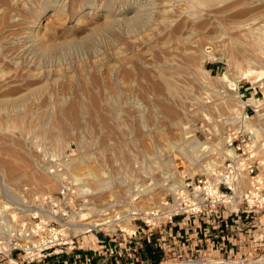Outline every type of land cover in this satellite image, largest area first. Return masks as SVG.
Here are the masks:
<instances>
[{"label":"rangeland","instance_id":"1","mask_svg":"<svg viewBox=\"0 0 264 264\" xmlns=\"http://www.w3.org/2000/svg\"><path fill=\"white\" fill-rule=\"evenodd\" d=\"M238 1L253 0H222L221 4ZM151 2L0 0V75L4 74L0 79L17 73L25 78L26 85L21 86L17 96L31 88H42L40 97L34 100L36 105L42 106L37 112L27 119L0 121V206L4 209L26 216L27 212L39 211L40 201L36 195L48 194L47 208L52 212L51 217L57 214L61 226L66 225L67 232L73 234L76 230L66 222L85 221L78 216L84 204L98 201L99 209L104 210L106 200L117 198L115 195L119 192L124 194L127 187L120 182L125 180L136 196L133 194L128 200L124 195L119 205L105 213L109 211L108 215L115 217L141 210L145 214L161 203L173 184L154 170L155 160L159 156L158 159L168 158V148L174 151L176 143H181L185 135H194L196 130L208 133L207 126H213L216 133H220L227 128L229 122L225 118L236 113L240 102L237 90L230 89L237 88V84L228 87L219 77L228 71L233 79L245 78L243 80L257 84V71L264 70V54L257 61L262 68L255 66L257 63L251 54L255 53L252 51L256 46L251 33L232 21L219 18L215 19L213 28L209 27L211 30H203L204 33L200 32L190 42L165 41L161 39L162 17L150 13ZM261 2L260 10L263 8L264 14V0ZM60 5L63 12L52 14L54 7ZM203 5V0H188L181 9L194 11ZM97 9L101 11L87 20L81 16L85 11ZM174 13L175 8L166 15ZM106 15L115 22L95 32L90 45L77 42L49 52L39 49L37 35L42 34L48 45L63 44L70 39L82 40L105 24ZM262 18L261 24H264ZM14 56H18L19 65L10 62ZM252 59L255 62L251 63ZM249 68L254 70L253 77L242 76L243 69ZM222 92L229 93L224 109L216 106ZM2 94L0 92V101L7 98ZM60 97L65 99L62 106L56 102ZM173 121H177L176 125ZM173 154L180 173L189 172L192 160L177 151ZM167 167L164 170L175 171ZM34 168L38 170L35 175L31 172ZM96 177L113 178L111 186L103 193H96L98 198L94 193ZM14 178L18 179L13 181ZM165 181L169 184L165 185ZM143 183H158L154 199L138 194ZM83 184L92 187L94 194L78 193L79 185ZM64 185L69 188L65 196L61 192ZM95 217L90 216L86 221ZM126 219L127 229L132 231L135 220ZM114 221L123 225L119 218ZM108 226L109 223L96 227L105 229ZM90 233L78 237L82 240ZM260 251L264 252V246Z\"/></svg>","mask_w":264,"mask_h":264},{"label":"built area","instance_id":"2","mask_svg":"<svg viewBox=\"0 0 264 264\" xmlns=\"http://www.w3.org/2000/svg\"><path fill=\"white\" fill-rule=\"evenodd\" d=\"M243 79L237 97L247 102L236 121L220 133L208 126V133L195 132L207 144L222 136L223 147L209 153L194 174L178 169L175 187L159 205L145 214L131 213L132 231L117 221L112 228L70 234L57 214L51 217L48 194H39V211L23 217L0 206V264H93L97 256L104 264L113 259L117 264H152L140 253L146 243L160 250L157 264L264 260V87ZM66 189L64 185L63 195ZM87 232L92 235L79 239Z\"/></svg>","mask_w":264,"mask_h":264},{"label":"bare ground","instance_id":"3","mask_svg":"<svg viewBox=\"0 0 264 264\" xmlns=\"http://www.w3.org/2000/svg\"><path fill=\"white\" fill-rule=\"evenodd\" d=\"M188 1V0H187ZM187 1H183V0H152V6L150 8V13L151 14H158L160 17H162V19L160 20V23L163 24V31H162V37L161 39L165 40V41H170V40H174L175 39V43H185V42H190L192 39H194L197 34H200V32H202L203 30H209L215 21L216 18L222 19V21H232L233 23L237 24V26L243 28V29H248L247 32L251 33L250 36L253 37V44H255V50L252 52L253 55L251 54V56H253V59L256 60V63L258 60H261L263 58V54H264V37L262 34L263 28H264V24L261 22L263 21L264 14H262L260 7L263 5H260L262 2V0H253L251 2L249 1H238L236 3L230 4V5H222L221 1L222 0H203L204 5L202 6V8L200 7L199 10H188L187 8L181 9L182 4L184 5V2ZM261 2V3H260ZM55 3V2H54ZM223 3V2H222ZM264 3V2H263ZM150 4V3H149ZM147 5V4H146ZM151 5V4H150ZM134 7V6H133ZM172 7V8H171ZM175 8V15H166L170 12H173ZM62 9L64 10V8H61V5L59 8L54 7V12H52V14H56L59 13L60 10L61 12ZM101 11V9H97V11L92 12V11H85L81 16L84 18H91L93 16V14H98ZM264 11V10H263ZM46 12V9L42 12V15H44ZM264 13V12H263ZM156 16V15H155ZM143 18V17H142ZM217 20V19H216ZM18 21V20H17ZM218 21V20H217ZM115 20L112 17H108L106 15V21L104 22L105 24L102 25V27L96 29L94 31H92V33L88 34L87 36L83 37L82 40H78V39H70L67 40L65 43L63 44H58V45H48L47 42H45L42 38V34L37 35L38 36V45H39V49H41V52H49V51H53V50H57L63 47H70V45L77 43V42H84L85 44L90 45L91 41H92V36H94L93 34L95 32L98 31H103L105 30V28L109 27L112 23H114ZM137 22V21H136ZM159 22V21H158ZM40 24V23H39ZM132 24V23H131ZM160 24V25H161ZM215 24V23H214ZM50 26V25H49ZM210 27V28H209ZM48 29V28H47ZM49 30V29H48ZM211 30V29H210ZM214 30V29H213ZM212 30V31H213ZM245 30V32H246ZM206 32V31H205ZM215 32V31H214ZM24 33V32H23ZM39 33V32H38ZM204 33V31L202 32ZM209 33V32H208ZM213 33V32H212ZM210 34V33H209ZM205 35V34H204ZM208 35V34H207ZM201 37L203 35H200ZM199 36V37H200ZM206 36V35H205ZM15 37V36H14ZM17 37V36H16ZM20 38V37H19ZM26 38V37H24ZM152 38V37H151ZM209 38V37H208ZM211 38V37H210ZM251 38V37H250ZM17 40V39H16ZM25 40V39H23ZM28 40V39H27ZM252 40V39H251ZM18 41V40H17ZM20 41V40H19ZM26 41V40H25ZM164 41V42H165ZM236 41V40H235ZM10 42V41H9ZM194 42V41H193ZM192 42V43H193ZM13 41H12V45H13ZM20 43V42H19ZM150 41L147 42L148 47L150 45ZM9 44V43H8ZM18 44V43H17ZM4 45V44H3ZM11 45V44H10ZM15 45V43H14ZM181 45V44H180ZM146 46V45H145ZM176 46V44H175ZM26 47V46H25ZM147 47V46H146ZM243 47V46H242ZM19 48V47H18ZM180 48V47H178ZM244 48V47H243ZM12 49V48H11ZM17 49V48H16ZM21 49V48H20ZM15 50V49H14ZM13 50V51H14ZM16 51V50H15ZM24 51V50H23ZM22 51V52H23ZM9 53V52H8ZM21 53V52H20ZM249 53V52H248ZM10 56V55H8ZM251 56H250V60H251ZM12 57V56H11ZM188 58V57H187ZM245 58V57H244ZM243 59V58H242ZM252 62L253 63V60ZM19 58L18 56H14L13 58H11L10 62L12 61L14 64L19 65L20 61H18ZM21 60V59H20ZM26 60V59H25ZM245 60V59H244ZM180 61V60H179ZM249 61V60H248ZM255 62V61H254ZM259 62V61H258ZM23 63V62H22ZM248 63V62H247ZM13 64V65H14ZM255 64V63H254ZM263 65V62L261 63ZM249 65V64H248ZM259 65V63L255 64ZM25 66V65H24ZM261 66V65H259ZM258 66V67H259ZM2 67V66H1ZM21 67V66H20ZM240 67V66H239ZM250 67V66H249ZM256 67L258 70L261 67ZM20 69V68H19ZM250 69V68H249ZM264 69V68H263ZM11 71V70H10ZM206 72V71H205ZM17 73V72H16ZM204 73V72H203ZM253 73L254 70H245L243 69V73L241 72V75L244 77H253ZM258 75L256 76V82L257 84H260L261 86L264 87V70H259L257 71ZM3 74V73H2ZM1 74V75H2ZM0 75V76H1ZM6 75V74H5ZM4 76V74L2 75ZM1 76V78H2ZM7 76V75H6ZM231 75L228 74V71H225L222 73V75L219 77L220 79H222L224 81V83H226L225 85L229 86H233L237 84L238 79H233L230 77ZM241 76V77H242ZM36 78V77H35ZM25 79V78H24ZM24 79L22 77H20L17 73V75H11L9 77H3V79H0V92H2V96L7 97L6 100L5 99H1L3 101V104L1 103L0 105V121L4 120V121H9V120H16V119H22V118H26L27 116L31 115L32 113H34L38 108H41L42 106H38L35 104V99H37L38 97H40L39 95L41 94V89H33L31 88L30 91H26V93L21 94V95H16L17 92L20 90L21 86L26 85V82L24 81ZM34 79V78H33ZM4 81V82H1ZM26 80V79H25ZM32 80V79H30ZM2 87H4V89H2ZM37 87V86H36ZM226 87V86H225ZM227 88V87H226ZM26 90H28L27 88H25ZM222 89V87H221ZM231 90H236L237 88L235 87H231ZM22 90V89H21ZM214 90V89H213ZM24 91V90H23ZM215 91V90H214ZM218 91V89H217ZM216 91V92H217ZM226 91V90H225ZM25 92V91H24ZM228 92V91H227ZM219 93V92H218ZM213 94V93H212ZM223 94V92H222ZM227 93L226 95L223 94L221 97V100L218 101L216 103V106L218 105L221 109H224L227 106V97H228ZM16 95V96H15ZM216 95V94H215ZM231 95V94H230ZM219 96V94H218ZM235 96V94H234ZM237 97V95H236ZM218 98V97H217ZM237 99L239 100L240 104L238 107L239 109H237L236 113H234L233 115H228L225 119L226 122L228 121L229 123L236 121V117L237 114L239 113V111L244 107V105L246 104V100H242L241 98L237 97ZM236 99V100H237ZM64 97H60L58 99V101L56 100V102L59 104V106L63 105L64 102ZM0 101V102H2ZM231 106V105H230ZM233 106V105H232ZM143 107V106H142ZM141 107V108H142ZM193 108V107H192ZM219 108V109H220ZM217 109V108H216ZM71 110V109H70ZM138 110V109H137ZM192 110V109H191ZM232 110V109H231ZM143 111V110H142ZM234 111V110H233ZM37 112V111H36ZM198 112V111H196ZM195 113V112H194ZM199 113V112H198ZM139 116V115H138ZM205 116V115H204ZM113 117V115H112ZM207 117V115H206ZM208 118V117H207ZM27 119V118H26ZM224 119V120H225ZM210 120V119H209ZM3 122V121H2ZM175 123V121H173ZM224 122V121H223ZM225 122V124H226ZM177 123V121H176ZM175 123V125H176ZM208 128L211 129L212 132L215 133L213 126H208ZM148 129V128H147ZM153 130V128H151ZM145 130V129H144ZM143 130V131H144ZM148 131V130H147ZM146 132V130H145ZM142 134V132H141ZM184 135L186 133H183ZM146 135V133H145ZM186 137H183V141L181 143H176L174 151L179 152L180 154H182L184 157L188 158V160H192V164L189 163L190 165H193L191 167H188L189 169V173L190 174H194L195 173V169L194 168H199L200 165H203V160L204 158L212 152L216 151V148L221 146L223 147V139L222 136L220 137V139L216 140H211L210 143H206V141H203L202 139H200L196 133H190V135H185ZM187 138V139H185ZM182 139V136H181ZM82 144V143H81ZM173 150H170L168 148L167 152H168V158H163L161 157L160 159H158L159 157L156 155L157 160H155V164L156 167L154 170L159 171L163 176H165V180H167L168 182H171V180H177V178L174 179V177L177 175L178 173V163H176V155L173 154L172 152ZM228 152L232 153V150L228 149ZM160 155V154H159ZM165 156V154H164ZM93 157V156H92ZM153 158V157H152ZM159 160V161H158ZM189 160V161H190ZM60 164V162H59ZM62 165V164H61ZM155 166V165H153ZM167 168H175L173 170H171L169 172V170H164V167ZM174 166V167H173ZM42 167V166H41ZM40 167V168H41ZM39 168V169H40ZM157 168V169H156ZM150 171V170H149ZM167 171V172H165ZM32 174H37L38 170H36L34 168V170H31ZM145 172V171H144ZM158 172V173H159ZM96 175V174H95ZM18 178H14L13 181L17 180ZM113 178L111 177H107V178H100V177H96L95 179V186L97 185V189L94 192V190L92 189V187H88L87 185H79L78 187V193L82 194L84 193H92L94 192L95 194L98 192H102L105 191L107 189V187L111 186L112 180ZM79 180V179H78ZM117 180V179H115ZM120 181V180H119ZM157 182V181H156ZM163 182V181H162ZM166 182V181H165ZM177 182V181H175ZM175 182H171L173 184H170L169 188H173L175 187ZM124 187H127L125 189L124 194H121L120 192L117 193L115 196H117V198L115 197L109 200L105 201V205L107 206L104 210L99 209V207L101 208V206L98 207V201H96L95 203L91 204V205H83V210L80 211V213L78 214V216L81 219H85V221H75L73 223H68L66 222L67 225H71L74 230L76 231H81V232H85V231H89L92 228L101 225V224H107L109 223L108 227H114L115 226V221L117 218H119L121 220V222H123V225L127 224L128 220L126 218H130L131 217V213L134 211H131L130 213H128L127 215H120V216H109L108 213H110L109 211L105 210L110 209L113 210L112 208L119 205L121 202V199L124 197V195H126L125 197H127L126 199L129 200V197L132 199L131 196L134 197L135 194L132 189V191L130 190V185L125 182V180H122L120 182ZM164 183V182H163ZM162 183V184H163ZM169 183L166 182L165 185H167ZM156 185L157 184H141L138 189V194L140 193V195H145L148 196L149 199L153 198V196L155 195L154 190L156 189ZM161 185V183H160ZM163 186V185H162ZM111 188V187H110ZM168 188V187H167ZM77 191V190H76ZM122 191V190H121ZM124 191V190H123ZM122 191V193H123ZM92 193V194H94ZM106 193V192H105ZM115 194V193H114ZM134 194V195H133ZM97 195V194H96ZM99 195V194H98ZM97 195V198H98ZM157 195V194H156ZM105 196H107L105 194ZM136 196V195H135ZM100 197V196H99ZM109 197V196H108ZM155 197V196H154ZM105 198V197H104ZM103 198V199H104ZM147 198V197H146ZM107 199V198H106ZM89 200V199H88ZM102 200V199H101ZM92 202V201H91ZM90 202V203H91ZM89 203V202H87ZM103 204V203H102ZM101 205V203H100ZM104 205V206H105ZM103 208V206H102ZM87 211H84L86 210ZM136 209V208H135ZM91 212L90 215H88L87 213ZM104 212V213H103ZM136 212L141 213V210H136ZM147 212V211H146ZM145 212V213H146ZM103 214H105L104 218H99V216H102ZM108 217H107V216ZM92 216H96L95 218H91L88 221H86L87 218ZM120 222V221H119ZM69 227V226H68ZM260 262V261H259ZM256 263V262H255ZM258 263V262H257ZM171 264V263H170Z\"/></svg>","mask_w":264,"mask_h":264},{"label":"crops","instance_id":"4","mask_svg":"<svg viewBox=\"0 0 264 264\" xmlns=\"http://www.w3.org/2000/svg\"><path fill=\"white\" fill-rule=\"evenodd\" d=\"M124 227H125V228H129V226H128V222H127V224H125ZM146 244H147V246H146L143 250H141L142 252H140V253H142L144 257H148V258H150L152 264H157V263H159L160 260H161L160 250H158L156 247H154L152 243H151V244L146 243ZM82 252H83V253L81 254V256H82L81 259L83 260V259H84V253H85V252H84V250H83ZM152 253H153V254H152ZM154 253H156V254L154 255ZM141 256H142V255H141ZM259 261H260V262H259ZM263 261H264V260H262V258H261V259H259V260H255V261H252V262H256V264H261ZM234 262H237V261L235 260ZM257 262H258V263H257ZM93 264H104V263H103V257H101V256H97V257L94 259ZM113 264H117V261L114 260V259H113ZM254 264H255V263H254Z\"/></svg>","mask_w":264,"mask_h":264}]
</instances>
